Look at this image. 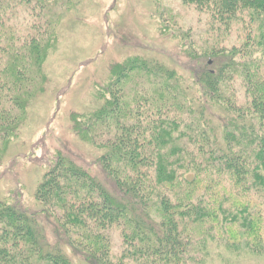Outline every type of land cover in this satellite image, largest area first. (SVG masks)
I'll use <instances>...</instances> for the list:
<instances>
[{"label": "trees", "instance_id": "obj_1", "mask_svg": "<svg viewBox=\"0 0 264 264\" xmlns=\"http://www.w3.org/2000/svg\"><path fill=\"white\" fill-rule=\"evenodd\" d=\"M50 1L0 0V155L23 125L29 103L45 88L44 64L58 42L57 21L45 11ZM182 2L226 26L249 12L258 31L230 54L245 59L237 72L246 77L252 66L262 77L260 62L251 59L264 50V0ZM212 51L196 65L204 72L200 101L227 111L220 90L236 65L222 62L224 49ZM253 77L246 83L252 91L248 106L224 104L234 119L228 114L222 125L235 122L239 129L217 136L207 128L198 133L203 142L190 148L171 138L178 125L174 109L181 106L171 91L185 85L176 71L142 56L112 64L109 79L97 83V108L72 118L79 136L101 150L98 160L113 190L59 155L36 188L42 206L37 214L19 200L0 201V264H111L114 228L120 230L126 264H194L191 252L205 251L210 237L264 259V81L253 87ZM134 79L137 113L128 95ZM147 91L157 110L150 127L139 110ZM207 107L195 114L211 120L204 115Z\"/></svg>", "mask_w": 264, "mask_h": 264}, {"label": "rangeland", "instance_id": "obj_2", "mask_svg": "<svg viewBox=\"0 0 264 264\" xmlns=\"http://www.w3.org/2000/svg\"><path fill=\"white\" fill-rule=\"evenodd\" d=\"M50 2L45 11L53 15V21H57L58 42L44 64L45 88L29 103L23 125L8 144L6 153L0 155V201L19 200V206L35 214L42 209L35 199L36 188L59 155L88 170L108 190H113V181L98 160L101 150L90 143L89 138L79 136L72 118L74 114L88 115L97 108V83L101 82V85L109 79L112 64L142 56L176 71L177 77L185 85L177 84L178 90L175 87L171 91L177 100L174 102L181 104L174 109L178 113V119H175L178 125L172 128L171 138L172 142L181 140V145L185 142L190 148L203 142L198 139V133L207 128H213L217 136H222L224 131L238 130L235 122L226 127L222 125L223 118L227 123L228 114L229 118L234 119V112L224 104L248 106L252 96V91L246 90L249 76H254L250 84L253 87L264 81L262 48L251 59L260 62L257 68L262 74L261 78L254 75L252 66L246 77L237 72L245 59L238 55L233 58L230 54L233 48H242L247 37L258 31V24L252 21L249 12H244L237 22L226 26L221 22L213 24L208 13L199 11L194 5H186L182 0ZM222 49L227 56L222 62L230 61L236 65L220 90L225 100L222 105L227 111L222 108L219 111V106L200 101L204 94V72H199L196 66L201 65L198 59L212 50ZM212 61L213 57L208 62L212 65ZM205 62L206 59L202 62L203 69L206 68ZM217 64L207 66V69L216 68ZM135 85L136 79L130 82L128 95L137 113L138 101H134L136 88L131 87ZM152 88L157 95V87ZM152 97L147 91L139 109L143 125L148 127L156 121L154 113L157 110L151 104ZM194 98L197 101L194 102ZM206 105L209 107L203 112L205 116L211 114V120L200 119L195 114ZM46 237L53 242L51 236ZM110 243V263L126 264L127 260L123 262L121 258L123 241L119 229L114 228L110 232ZM190 258L194 264H264L262 257L246 249L233 250L225 241L214 242L213 237L207 242L205 251L191 252ZM74 259L83 263L80 256L74 255Z\"/></svg>", "mask_w": 264, "mask_h": 264}]
</instances>
